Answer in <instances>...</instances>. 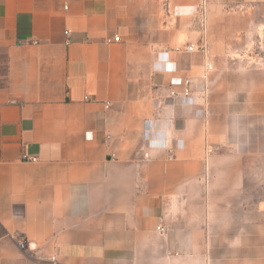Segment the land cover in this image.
<instances>
[{"label":"crops","instance_id":"crops-1","mask_svg":"<svg viewBox=\"0 0 264 264\" xmlns=\"http://www.w3.org/2000/svg\"><path fill=\"white\" fill-rule=\"evenodd\" d=\"M197 3L0 0V264H264V58L213 32L264 0Z\"/></svg>","mask_w":264,"mask_h":264},{"label":"rangeland","instance_id":"rangeland-1","mask_svg":"<svg viewBox=\"0 0 264 264\" xmlns=\"http://www.w3.org/2000/svg\"><path fill=\"white\" fill-rule=\"evenodd\" d=\"M198 18L204 12L202 28L207 22V0H198ZM260 8H229L224 7L215 11L213 19L216 22L214 33L226 35L229 40L230 52L234 57L242 58L248 63L255 64L264 58V23L261 25ZM246 15L248 24L245 26L243 18ZM211 17V16H210ZM212 19V17H211ZM202 21V19H201ZM224 24L219 26V24ZM255 23H258L255 27ZM245 30H247L245 32Z\"/></svg>","mask_w":264,"mask_h":264},{"label":"built area","instance_id":"built-area-1","mask_svg":"<svg viewBox=\"0 0 264 264\" xmlns=\"http://www.w3.org/2000/svg\"><path fill=\"white\" fill-rule=\"evenodd\" d=\"M203 14H204V12H203L202 15H201L202 24L204 23V21H203V17H204V15H203ZM64 34H65V35H68V32L66 31V32H64ZM190 49H191V48H188V50H190ZM211 68H212L211 64H208V63H207V64L205 65V70H206V71L211 70ZM185 85H186V86L188 85V82H187V81L185 82ZM183 95H188V91L186 90V91L183 93ZM169 96L175 98V97H178L179 94L176 93V92H174V91H169ZM217 150H218V147H216V146H207L206 149H205V153H206V155H210V154L216 152ZM143 156H144L145 158H148V155H147V154H144ZM32 161H34V160H32ZM162 230H163V229L160 228V231H162ZM18 245H19V248H20V249H24V246H25L24 243H19ZM52 260H53V259H52Z\"/></svg>","mask_w":264,"mask_h":264}]
</instances>
